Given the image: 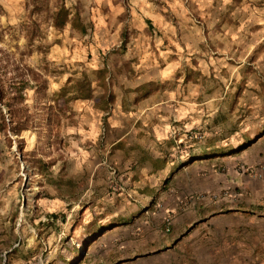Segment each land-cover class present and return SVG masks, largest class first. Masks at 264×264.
<instances>
[{
    "label": "crops",
    "instance_id": "0c3cea01",
    "mask_svg": "<svg viewBox=\"0 0 264 264\" xmlns=\"http://www.w3.org/2000/svg\"><path fill=\"white\" fill-rule=\"evenodd\" d=\"M91 1L88 33L46 56L93 89L107 70L105 120L95 90L58 103L80 118L74 174L107 188L90 189L82 264H264V178L235 171L264 169V0H170L174 22L148 0ZM247 65L250 96H229ZM1 208L0 246L12 230Z\"/></svg>",
    "mask_w": 264,
    "mask_h": 264
},
{
    "label": "rangeland",
    "instance_id": "374dc122",
    "mask_svg": "<svg viewBox=\"0 0 264 264\" xmlns=\"http://www.w3.org/2000/svg\"><path fill=\"white\" fill-rule=\"evenodd\" d=\"M90 2L92 1H65L69 8L74 5L78 6L87 27V33L90 27L87 26L84 18H87L85 13L92 5ZM130 2L131 0H124L125 5ZM148 2L165 9V18L174 22V15L168 7L170 0H148ZM26 16V0H0V32L3 35L0 48L11 53L16 60L45 75L48 84L52 83L53 77L55 80L60 79L61 82H56L59 87L54 91L49 87L47 89L48 99L42 104L51 105L49 109H43L42 104L37 103L38 100H35L32 92L27 94L26 104L29 117L34 121L35 126H40L38 129L34 127L32 130L21 133L20 136L10 134L8 137L11 143L0 132V183H8L5 188L6 196L4 195V200L0 205H2V212L8 210L9 223L6 225L12 229L5 234L7 240L4 241L6 243L13 241L12 248L5 242L0 246V264H82V259L87 252L86 246L81 242L82 235L95 220L92 216V209L89 207L90 189L96 188L100 196L103 192L106 194L107 188L100 184L91 186L89 170L84 169L82 174H76L77 176L74 174L79 139L78 130L75 131L74 128L79 129L80 118L77 112L69 111L64 114L65 109L58 107V103L74 102L70 100V96L57 101L56 95L68 79L85 80L86 78L89 81L90 78L76 77L72 71L74 67L69 65L67 68L66 64L60 62L54 64L46 58L52 46L59 45L61 42L68 45L75 43L74 34L76 32L70 33L69 26L62 31L43 26L41 39L32 48H26L21 32V24L26 21ZM126 19H129L128 14L124 20ZM129 33L127 31L124 37H129ZM28 50L31 52L29 53ZM246 67L248 69H245L246 71L239 79L241 88L237 87L236 90L227 91L229 96L233 95L230 94L231 91L236 97L241 92H243V97L250 96L249 93L244 95L245 84H247L246 73L251 68L248 65ZM70 73L72 76L67 77ZM260 73L259 79L263 84L264 74L262 71ZM66 77L67 79L63 82ZM95 78L97 80L94 90L97 93L96 97L101 100L96 108L102 112L101 118L105 120L107 117L105 99L108 100V91L100 86L97 72ZM106 78L107 75H105V82ZM263 94L264 90L261 91L260 96ZM2 110L6 115L7 111L4 108ZM250 113L251 111L247 112L245 109L243 111L244 116ZM67 126H73V130L67 129ZM48 129H51V132ZM56 133L57 137L54 140L50 139L49 136ZM249 156L252 155L246 153L245 157ZM34 158L53 164L47 168L45 173H42L34 164ZM247 167L241 164L236 167L235 171L242 177L264 178V169L255 170ZM190 171L197 175L205 172L200 165L190 168ZM99 176L103 177L102 173ZM111 188L117 189L115 185ZM51 214L56 215L57 219L50 218Z\"/></svg>",
    "mask_w": 264,
    "mask_h": 264
},
{
    "label": "trees",
    "instance_id": "16d2710c",
    "mask_svg": "<svg viewBox=\"0 0 264 264\" xmlns=\"http://www.w3.org/2000/svg\"><path fill=\"white\" fill-rule=\"evenodd\" d=\"M65 1L26 0V21L21 24V32L26 48H32L41 39V28L43 26L56 31H62L69 26L77 34L85 35L87 33V27L83 22L78 6L74 5L69 8L66 6ZM2 37V32H0V42ZM124 43L125 41L122 42V46ZM28 52L31 51L28 50ZM105 75H107L105 68L97 71L98 82L106 91ZM47 89L48 81L45 75L16 60L11 53L0 48V132L5 135L9 143H11V139L8 137L10 134L20 136L25 131L40 127L35 126L34 121L29 117L26 98L28 92H32L35 100H38L37 103L42 104L48 99ZM93 91L94 89L89 81L68 79L56 98L57 101L65 96H70V100L73 101L87 100L92 97ZM107 98L110 101L111 95L108 94ZM50 106L42 104L43 109H49ZM3 108L7 111L6 115L3 114ZM48 131L51 132V129H48ZM49 137L54 140L57 133L51 134ZM34 164L39 172L45 173L53 163L34 158ZM50 218L57 219V216L51 214Z\"/></svg>",
    "mask_w": 264,
    "mask_h": 264
},
{
    "label": "built area",
    "instance_id": "2783aa9c",
    "mask_svg": "<svg viewBox=\"0 0 264 264\" xmlns=\"http://www.w3.org/2000/svg\"><path fill=\"white\" fill-rule=\"evenodd\" d=\"M192 136H193L194 138H196V139H200V138H201V136H200L199 134H194V133H192Z\"/></svg>",
    "mask_w": 264,
    "mask_h": 264
}]
</instances>
